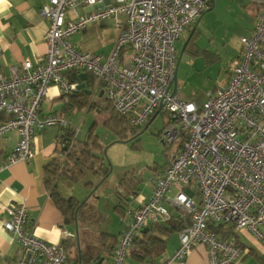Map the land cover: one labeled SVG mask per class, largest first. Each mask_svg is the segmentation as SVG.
<instances>
[{"label": "built area", "instance_id": "built-area-1", "mask_svg": "<svg viewBox=\"0 0 264 264\" xmlns=\"http://www.w3.org/2000/svg\"><path fill=\"white\" fill-rule=\"evenodd\" d=\"M254 1L263 8L251 34L241 38V54L229 81L207 92L198 106L175 90L176 42L210 9L212 0H50L41 9L49 20L44 58L37 63L26 59L8 75L0 65V114L9 116L0 122V137L13 130L19 134L15 149L0 158V172L35 156L37 130L69 126L61 116L39 117L49 87L74 94L78 83L68 74L90 73L95 78L92 93L103 89L113 108L133 126L143 127L160 113L169 116L160 134L164 144L186 134L179 153L153 179L149 200L127 210L111 264H127L135 238L149 224L171 220L174 208L191 223L180 231L175 253L154 264H182L198 245L207 247L210 264L239 262L243 249L210 226L248 229L264 242V0ZM108 18L115 19L118 29L113 51L104 55L78 49L72 37ZM63 147L65 159L68 147ZM171 187L178 190L174 196L168 195ZM193 187L199 201L185 191ZM0 213L4 228L19 241L15 264H66L64 244L36 235L25 204L0 201Z\"/></svg>", "mask_w": 264, "mask_h": 264}, {"label": "crops", "instance_id": "crops-1", "mask_svg": "<svg viewBox=\"0 0 264 264\" xmlns=\"http://www.w3.org/2000/svg\"><path fill=\"white\" fill-rule=\"evenodd\" d=\"M49 1L50 0H0V46L2 48L0 65L5 74H10L12 67H19L26 59L31 60L33 63H37L46 55L48 50L46 35L49 29V20L41 14V9ZM213 2L214 0H212L209 10L213 8ZM257 5L258 9L254 27L258 20L259 13L263 8L261 3L257 2ZM80 11L83 13L85 9H80ZM202 17L203 15L200 19ZM194 25L195 23L184 32L182 38L192 32ZM197 29L198 25L196 30ZM117 37L118 29L116 27V21L113 18H108L89 24L87 28L75 34L72 37V41L78 49L84 52L109 55L114 49ZM85 73L88 74V80L82 82H85V84L89 86L93 102L91 107H86L85 114L91 110L97 112L98 114L108 112V107H110L111 103L106 98L103 89L96 93H92L95 87V78L92 74L82 71H72L68 74V78L77 83L76 74L79 75ZM80 91L81 90L76 93L78 94ZM76 93L66 95L58 86L51 85L49 87V96L41 106L39 117L43 118L47 115L65 117L66 112H80L81 109H78L76 106H67V102L70 99L69 96H75L77 95ZM159 114L160 113L155 116L157 117ZM85 119L86 118L84 117V120ZM68 120L69 128L77 129L75 128L73 119ZM151 120L145 126L152 123L155 119L153 121ZM56 126L57 125L47 127L45 130L41 131L37 130L34 136L35 156L30 161L17 162L0 172V201L6 204H25L29 209L30 221L35 224L36 235L51 244H64L67 251L66 264H79L80 257L78 251V240L76 237V223L75 225H72L65 222V216L61 209L56 205L52 197L51 190L46 185L44 179V166L53 158H57L60 161L64 159V152L62 151V148H64L63 146H65L66 142L63 140V135L67 133V130L62 127L59 129V127L57 128ZM75 132L74 137L78 138L77 131L75 130ZM18 139L19 134L16 130L0 137V158L5 157L15 149ZM175 152L176 147L171 152V157L167 163L168 165L177 155ZM66 158L63 160V163ZM163 169L164 168H162V166H154L153 170L155 172L152 173L153 175H150L151 178L144 181V183L141 182L138 184L139 182L136 183L133 180H128V177L120 181L123 182L122 185H120L123 190L121 191L119 202L121 205L119 210L122 213L118 212L115 207L121 224L118 233L111 234L103 232L100 236L101 248L96 251H91V249L85 250L81 246V250L83 252L94 254L96 256L101 254L100 260L102 261V264H111L113 256L109 257L108 255L110 238L115 237L117 241L119 240L123 230V218L126 217L127 210L136 209L149 200L154 188L153 179L161 173ZM62 179L69 181L65 177L61 178V180ZM69 183L73 182L69 181ZM59 186L60 180L58 181V188L60 191ZM185 191H189L197 201L200 200L199 193L196 188L193 187V191L186 188ZM177 193V188L171 187L168 195L174 196ZM61 195L64 198L72 197H68L67 195L65 196L62 193ZM171 210L172 218L179 217L184 220L188 218L187 216L183 217L181 212L176 208ZM170 221L171 220L164 223H151L149 225H166ZM225 228H231L235 233V236H239V244L245 246L244 249L242 248L243 254L240 261L235 264H264L263 241L257 238L248 229H237L231 224H225ZM65 231L70 233L71 236L66 237L64 233ZM83 232L88 240L90 238L89 229L86 227L83 229ZM179 233L180 232L167 234L161 230L158 231L159 237L165 240L164 245L162 246V243H159L160 246L158 249H154L156 247L154 245L150 252L146 253L143 252V248H146V242L142 243L141 247L139 246V242H133L127 256V264H154L160 257H171L179 247ZM174 236H177L175 240L173 239ZM139 237H141L142 240H147V236L145 234H140ZM81 240L82 236H80V244ZM228 240L236 243L233 234L228 238ZM19 250L20 246L17 236L4 228L3 216L0 213V264H15ZM249 250L255 252L256 256L248 253ZM182 264H210L207 247L205 245H198L192 248L186 260Z\"/></svg>", "mask_w": 264, "mask_h": 264}, {"label": "rangeland", "instance_id": "rangeland-1", "mask_svg": "<svg viewBox=\"0 0 264 264\" xmlns=\"http://www.w3.org/2000/svg\"><path fill=\"white\" fill-rule=\"evenodd\" d=\"M213 3V8L203 14L193 34V46L184 50L190 34L176 42L178 94L184 101L195 102L198 106L206 101L207 92L229 81L241 54V38L249 35L253 29L258 9L254 0H214ZM85 109L77 113L66 112L63 118L67 121L73 119L78 139L83 140L92 133L105 148L108 147L106 160L112 171L103 182L101 174L88 171L80 182L69 183L62 179L59 187L63 195L74 196L80 201L95 190L84 205V215L81 214L82 219L89 221L86 224L82 221L79 230L82 248L96 251L101 248L100 236L103 232L117 234L120 229V219L115 210L121 197L116 192L123 190L120 181L128 177V180L138 184L144 183L155 172L152 166H165L168 163L175 146L164 144L159 136L169 121L168 115L159 114L146 130V126H143L138 131L144 130L140 135L125 142L126 139L119 138L105 124L109 111L98 114L91 110L85 114ZM56 127L60 129V126ZM86 227L90 232L88 240L83 232ZM176 238L173 237L174 240Z\"/></svg>", "mask_w": 264, "mask_h": 264}, {"label": "trees", "instance_id": "trees-1", "mask_svg": "<svg viewBox=\"0 0 264 264\" xmlns=\"http://www.w3.org/2000/svg\"><path fill=\"white\" fill-rule=\"evenodd\" d=\"M191 40L192 41H190L187 48H189V46H193L194 37H192ZM69 98L70 99L67 102V106L69 107L76 106L78 109H81V110L85 109L87 106L91 107L93 103L91 99L92 95L88 94L86 91H83V90H81L75 96H69ZM108 111H109V117L107 121H105V124L109 126L116 134H118L119 138H124L128 140L131 137L138 134V131L142 129V127L133 126L126 117L119 114L113 108L112 104L110 105V107H108ZM8 117H9L8 115L0 114V122L7 120ZM168 123L169 122H166L165 126ZM65 129L67 130V133L63 135V140L66 142L65 145L68 148L64 150L68 151V156L60 172H59L60 160H58L57 158H53L52 160H50L44 166V179H45L46 185L51 190V194H52V197L56 205L61 209V211L63 212L65 216V222L67 224L75 225L76 223L75 212L81 201L78 200L74 196L70 198H64L59 191L58 181L61 180V178L65 177L69 181L73 183H77V182H80L85 177L88 171H92L95 174H101L103 177H105L110 171V164L107 162L106 157L104 156L105 146L101 144L100 140L97 137H93L92 133H89L85 139L80 140L74 137L76 133L75 129H71L69 128V126ZM161 132L159 133V136ZM185 140H186V134H182V136L178 140H176L173 144L169 146H175L176 147L175 153L178 154ZM167 166L168 164H166L165 166H162V168L166 169ZM152 167L154 169V166ZM122 183L123 182H120L121 185ZM120 194L121 193L119 191L116 192L117 196H119ZM119 208H121L120 203L116 205V210L122 213L119 210ZM81 214L84 215V206L79 210V213H78L79 225L82 223V221H83V224H86L88 222V219L86 217H85L86 219L81 218ZM190 223H191L190 217L186 218L185 220L179 217H173L171 221L167 223L166 225H161V224L149 225L141 233L142 235L145 234L147 236V240L146 241L142 240L141 237L138 236L135 238L134 243L139 242V246L141 247L142 243L146 242V246H145L146 248L145 249L143 248V252L144 253L150 252V250L152 249L154 245L156 246L154 249H158L160 246L159 243H162V246L165 243V240L159 237L158 231L161 230L163 232H166L167 234H173L175 232L178 233ZM210 227L214 228L215 231L224 240H228V238L233 234L236 244H238L241 248L244 249L245 246L242 244H239V238H238L239 236L238 235L235 236V233L232 231L231 228L226 229L225 224H220L217 227H214V226H210ZM117 242L118 241L116 240L115 237L110 238V244L108 246L109 257L113 256V251L117 245ZM248 253L256 256V253L253 252L252 250H249ZM100 259H101V254H98L96 256L94 254L85 253L82 251L83 264H94ZM100 264H102V261L100 262Z\"/></svg>", "mask_w": 264, "mask_h": 264}, {"label": "water", "instance_id": "water-1", "mask_svg": "<svg viewBox=\"0 0 264 264\" xmlns=\"http://www.w3.org/2000/svg\"><path fill=\"white\" fill-rule=\"evenodd\" d=\"M199 21H200V18H199L198 21L195 23L194 28H193L192 32L190 33V36H189V38L187 39V41H186V43H185V45H184V50H185V48L187 47V45H188L190 39L192 38V35H193L194 31L196 30ZM182 53H183V51H182ZM182 53H181V54H182ZM76 76H77L78 90H83V91H86L88 94H91V90L89 89V86L86 85L85 82H84V83L82 82V81L88 80V74H86V73H85V74H79V75L76 74ZM174 85H175V90H177V74H175V77H174ZM157 114H158V113H157ZM157 114H156V115H157ZM155 117H156V116H154V117L152 118L151 121H153V120L155 119ZM150 124H151V123H150ZM150 124H149V125H150ZM149 125H147L146 128H145L144 130H146L147 127H148ZM144 130H142L141 132H139L138 134H136L135 136H133L131 139L125 140V142H129V141L132 140L133 138L137 137V136L140 135ZM116 141H119V140H116ZM107 149H108V147H106V148L104 149V156H105V157H106V155H107ZM111 171H112V167H111V165H110V171H109V173H108L105 177H103L102 182H103V181H104V180L110 175ZM94 191H95V190H93V191L89 194V196H87L83 201L80 202V204L78 205V207H77V209H76V212H75V217H76V237H77V240H78V251H79V257H80V263H79V264H82L83 260H82L81 244H80V232H79L78 213H79V210H80V209L85 205V203L88 201V199L94 194ZM100 262H101V260L95 262L94 264H100Z\"/></svg>", "mask_w": 264, "mask_h": 264}, {"label": "bare ground", "instance_id": "bare-ground-1", "mask_svg": "<svg viewBox=\"0 0 264 264\" xmlns=\"http://www.w3.org/2000/svg\"><path fill=\"white\" fill-rule=\"evenodd\" d=\"M182 38V37H181ZM77 94V93H76Z\"/></svg>", "mask_w": 264, "mask_h": 264}]
</instances>
